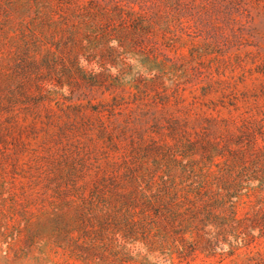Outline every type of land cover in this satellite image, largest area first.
<instances>
[{
    "label": "rangeland",
    "instance_id": "obj_1",
    "mask_svg": "<svg viewBox=\"0 0 264 264\" xmlns=\"http://www.w3.org/2000/svg\"><path fill=\"white\" fill-rule=\"evenodd\" d=\"M0 264H264V0H0Z\"/></svg>",
    "mask_w": 264,
    "mask_h": 264
}]
</instances>
